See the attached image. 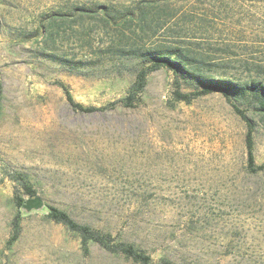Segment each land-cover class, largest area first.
Listing matches in <instances>:
<instances>
[{
	"label": "rangeland",
	"instance_id": "obj_1",
	"mask_svg": "<svg viewBox=\"0 0 264 264\" xmlns=\"http://www.w3.org/2000/svg\"><path fill=\"white\" fill-rule=\"evenodd\" d=\"M170 49L264 82V0H0V264H142L50 208L148 264H264V115L155 68Z\"/></svg>",
	"mask_w": 264,
	"mask_h": 264
},
{
	"label": "trees",
	"instance_id": "obj_2",
	"mask_svg": "<svg viewBox=\"0 0 264 264\" xmlns=\"http://www.w3.org/2000/svg\"><path fill=\"white\" fill-rule=\"evenodd\" d=\"M149 59L155 68L165 66L171 69L175 77L178 80L181 79L184 84L191 85L194 83L200 86L202 88V90L199 91L200 94L220 92L235 103H239V101H241V103L247 105L248 109H252L253 114L259 116L264 115V82L262 81L253 80L250 82L241 83L234 79H229L224 75H214L212 69H204L194 65V63H192L193 60L185 56L184 53L179 49H170L166 51V54L156 52L153 53ZM176 83H178L177 80ZM143 86L144 75L141 74L137 77V82L135 84L136 94H139L143 90ZM61 87L65 92L66 101L74 111L84 114H90L97 111V109L93 107H83L82 105L76 103L66 91V89L63 86ZM174 94L179 101H189L191 98L189 95L181 94L178 89H176ZM135 98L136 95H131L121 101V103L124 107L132 108L136 102ZM233 107L247 124L248 131L245 136L247 164L250 171H256L257 169L254 165L253 158V121L236 105H233ZM24 192L29 196V200L25 203L23 199H18L17 206H27L29 209H31L35 206V204L38 203V197L35 191L30 187H25ZM50 212V216L55 222L64 224L71 230L79 232L85 243L87 241H93L105 247L109 251H119L127 257L139 261L142 264L149 263V257L135 249L132 245L120 244L116 247L110 246L112 238L109 234L98 233L88 226H80L74 222L65 212L58 211L54 208H50ZM13 226L16 234L19 228L18 218L14 220Z\"/></svg>",
	"mask_w": 264,
	"mask_h": 264
},
{
	"label": "water",
	"instance_id": "obj_3",
	"mask_svg": "<svg viewBox=\"0 0 264 264\" xmlns=\"http://www.w3.org/2000/svg\"><path fill=\"white\" fill-rule=\"evenodd\" d=\"M99 114V112H97Z\"/></svg>",
	"mask_w": 264,
	"mask_h": 264
}]
</instances>
